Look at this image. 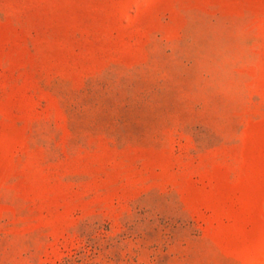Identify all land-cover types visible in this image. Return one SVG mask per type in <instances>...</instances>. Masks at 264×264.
I'll list each match as a JSON object with an SVG mask.
<instances>
[{"label": "rangeland", "instance_id": "obj_1", "mask_svg": "<svg viewBox=\"0 0 264 264\" xmlns=\"http://www.w3.org/2000/svg\"><path fill=\"white\" fill-rule=\"evenodd\" d=\"M0 264H264V0H0Z\"/></svg>", "mask_w": 264, "mask_h": 264}]
</instances>
